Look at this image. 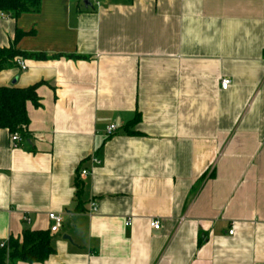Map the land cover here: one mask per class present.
Wrapping results in <instances>:
<instances>
[{
    "label": "crops",
    "instance_id": "1",
    "mask_svg": "<svg viewBox=\"0 0 264 264\" xmlns=\"http://www.w3.org/2000/svg\"><path fill=\"white\" fill-rule=\"evenodd\" d=\"M16 30L48 59L0 73L39 99L0 130V243L54 213L41 264H264V0H40Z\"/></svg>",
    "mask_w": 264,
    "mask_h": 264
},
{
    "label": "trees",
    "instance_id": "2",
    "mask_svg": "<svg viewBox=\"0 0 264 264\" xmlns=\"http://www.w3.org/2000/svg\"><path fill=\"white\" fill-rule=\"evenodd\" d=\"M40 0H0V13L6 18H18L23 14L36 13L39 10ZM22 32L15 31V40L9 47L0 48V73L14 67L16 59L47 60L42 54H33L20 51L16 48V42L22 36ZM37 86L26 88L0 87V130H6L11 138L18 134L23 142L29 138V119L26 112V104L39 106L36 95ZM138 121L135 119L134 122ZM76 197H80V187L77 185ZM78 208L80 205L78 204ZM77 208V210H78ZM81 210V209H79ZM50 231L24 230L20 239L10 238L8 242V262L26 264H41L51 254ZM5 247L0 248V264H5Z\"/></svg>",
    "mask_w": 264,
    "mask_h": 264
},
{
    "label": "built area",
    "instance_id": "3",
    "mask_svg": "<svg viewBox=\"0 0 264 264\" xmlns=\"http://www.w3.org/2000/svg\"><path fill=\"white\" fill-rule=\"evenodd\" d=\"M5 15L0 13V20L2 19H5ZM15 64L21 69V70H25L26 69V65L25 63L20 60V59H16L15 60ZM230 84V81L227 80V79H224L221 81V89L225 90L228 85ZM116 130V127L114 125H110L109 127H107L106 129V133L108 135L112 134L114 131ZM11 140V143H12V146L13 148H18L22 145L23 143V140L22 138L18 135V134H14L11 136L10 138ZM91 163L94 164V165H99V161L96 160V159H91ZM88 175V171L85 170V169H82L80 172H79V176L80 177H86ZM95 211V205L94 204H91L90 205V212H94ZM47 218L53 223L52 226L50 227V232L51 233H55L58 231L60 225H61V218L59 215L57 214H54V213H49L47 215ZM25 221H27V219H25ZM128 224V223H127ZM151 227L155 230H157L159 228V224L157 221H153L151 223ZM5 247V250H6V254H5V261H6V264H8V255H9V250H8V246L6 243H0V248H3Z\"/></svg>",
    "mask_w": 264,
    "mask_h": 264
},
{
    "label": "water",
    "instance_id": "4",
    "mask_svg": "<svg viewBox=\"0 0 264 264\" xmlns=\"http://www.w3.org/2000/svg\"><path fill=\"white\" fill-rule=\"evenodd\" d=\"M64 239H68V240H69V238H68V237H64Z\"/></svg>",
    "mask_w": 264,
    "mask_h": 264
}]
</instances>
